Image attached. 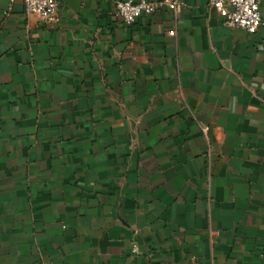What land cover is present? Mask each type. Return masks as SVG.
Instances as JSON below:
<instances>
[{"label":"crops","instance_id":"obj_1","mask_svg":"<svg viewBox=\"0 0 264 264\" xmlns=\"http://www.w3.org/2000/svg\"><path fill=\"white\" fill-rule=\"evenodd\" d=\"M117 1L0 0V264H264V25Z\"/></svg>","mask_w":264,"mask_h":264},{"label":"built area","instance_id":"obj_2","mask_svg":"<svg viewBox=\"0 0 264 264\" xmlns=\"http://www.w3.org/2000/svg\"><path fill=\"white\" fill-rule=\"evenodd\" d=\"M14 1V0H11ZM28 13L36 14L49 24L59 21V0H23ZM263 0H210V5L218 13L222 24L228 28H241L254 34L264 25L261 4ZM179 12L184 6L183 0H118L116 7L121 20L131 25L142 15H151L162 7ZM171 35L175 30L170 31ZM205 131L209 128L206 126ZM133 252L140 253L137 244Z\"/></svg>","mask_w":264,"mask_h":264}]
</instances>
